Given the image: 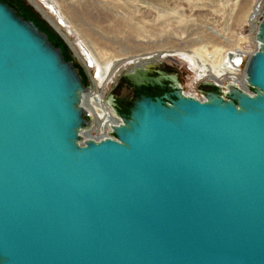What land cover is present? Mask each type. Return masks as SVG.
I'll list each match as a JSON object with an SVG mask.
<instances>
[{"label": "water", "instance_id": "1", "mask_svg": "<svg viewBox=\"0 0 264 264\" xmlns=\"http://www.w3.org/2000/svg\"><path fill=\"white\" fill-rule=\"evenodd\" d=\"M254 37L252 93L128 70L173 84L127 112L110 93L114 138L81 141L88 86L0 0V264H264V15Z\"/></svg>", "mask_w": 264, "mask_h": 264}, {"label": "rangeland", "instance_id": "2", "mask_svg": "<svg viewBox=\"0 0 264 264\" xmlns=\"http://www.w3.org/2000/svg\"><path fill=\"white\" fill-rule=\"evenodd\" d=\"M18 1L53 45L60 47L64 58L72 61L86 86L97 85L85 66L87 59L106 62L108 76L116 71L112 95L127 105L137 95L122 75L132 67L131 60L152 55L151 61L176 74L188 90L191 79L184 72L192 71L191 76L196 69L209 72L229 51L247 56L254 50L249 16L255 5H264V0H51L54 5L47 13L53 20L64 19L60 30L73 49L28 0ZM168 55L175 56L180 65L167 59ZM217 59L220 63L212 65ZM96 63H92L93 71Z\"/></svg>", "mask_w": 264, "mask_h": 264}, {"label": "built area", "instance_id": "3", "mask_svg": "<svg viewBox=\"0 0 264 264\" xmlns=\"http://www.w3.org/2000/svg\"><path fill=\"white\" fill-rule=\"evenodd\" d=\"M263 15L264 5L260 6L257 4L250 12L249 20L254 35ZM256 48L257 42L254 50H256ZM239 52V50L229 51L225 54L221 64L215 69H211L209 72L196 69L194 76H191L193 73L192 71L184 72L183 74H186L185 76L191 79V87L187 90L178 82L180 89L184 94L198 99H204V92L210 88H218L220 93L225 97L228 85H234L240 90L252 93L251 88L245 80V63L252 52L247 56L240 52L242 54L238 60L231 58ZM174 64L178 66L180 65V63ZM86 65V68L89 70L91 69V79L93 82H96L97 85H89L84 93V95H86L84 100V104H86V106H84V115L88 124H86L80 131L81 141L86 139L97 141L105 137L114 138L112 127L121 123V117L115 113L114 107L108 103L107 99L114 87L113 84L116 71L111 76H107V74L100 76L102 72L101 69L96 72L92 70V67L88 63ZM187 67H189V65H187ZM189 69H192V67H189Z\"/></svg>", "mask_w": 264, "mask_h": 264}, {"label": "bare ground", "instance_id": "4", "mask_svg": "<svg viewBox=\"0 0 264 264\" xmlns=\"http://www.w3.org/2000/svg\"><path fill=\"white\" fill-rule=\"evenodd\" d=\"M28 2L29 3H31L33 6H34V8L36 9V10H38V12L39 13H41L42 15H43V17L45 18V19H47V21L49 22V24H51L57 31H58V33L60 32L61 34H62V37L66 40V38H65V36H64V32H61V24H62V22H64L63 20L64 19H62L61 17H60V19H61V21L60 20H53L52 18H51V16L47 13V10H51L52 9V7H53V5L54 4H52L53 2L51 1V0H28ZM43 5V6H42ZM54 12V11H53ZM60 14V13H59ZM58 18V17H57ZM66 42L74 49V46H73V44L71 43V41H69L68 39L66 40ZM84 49H85V47H84ZM87 49V48H86ZM73 51V50H72ZM87 51V50H86ZM241 54L242 53H236L234 56H232L231 58L232 59H235V60H238L239 58H240V56H241ZM152 56V55H151ZM150 55H146V56H144L143 57V59H145V60H141V61H135L134 62V60L132 61H130L131 63H132V67L129 69V71H133V70H135V69H143V70H146V69H148V68H146V66H149V65H145L146 63L147 64H150V65H152V64H156L154 61H151L149 58L151 57ZM165 57H167V59H169V60H171V61H176L177 63L179 62V60L178 59H176V57L175 56H173V55H168V56H165ZM207 57V56H206ZM89 58V57H88ZM95 61H97V69L95 70L96 72H98L100 69H101V74H100V76H102L103 74H105V68H104V66H105V63L106 62H104V61H102V60H98V58H96V57H94L93 58ZM215 59V58H214ZM222 60H223V57L221 58ZM93 60V61H94ZM153 60V59H152ZM221 60V61H222ZM87 63H89V65L90 66H92V63H93V61L92 60H90V59H87ZM202 61H203V59H202ZM206 61V60H205ZM86 62H85V66H87L86 64H87ZM217 63H220L219 62V60L217 59L216 61H212V65H216ZM220 65V64H219ZM217 66V65H216ZM146 68V69H145ZM110 74V73H109ZM108 74V75H109ZM107 75V76H108ZM82 78V77H81ZM82 80V79H81ZM83 83V82H82ZM85 97H86V95H84L83 94V96H82V100H81V105H82V107L84 108V106H86V104H84V100H85Z\"/></svg>", "mask_w": 264, "mask_h": 264}, {"label": "flooded vegetation", "instance_id": "5", "mask_svg": "<svg viewBox=\"0 0 264 264\" xmlns=\"http://www.w3.org/2000/svg\"><path fill=\"white\" fill-rule=\"evenodd\" d=\"M3 2H5V0H1ZM10 2H15L19 7H20V10H21V13L26 17V18H30L31 19V16L30 14H27L25 12V7L18 1V0H8ZM177 59V58H176ZM149 74L151 76H158V75H161L162 72L167 75L168 77H172V75H175L176 77V80L178 81L177 79V75L176 74H169L167 73L165 70H161L160 67L157 65V64H152V65H149ZM166 78V79H163L162 82L163 84L165 85L164 88H161L159 85L157 84H150V83H147V82H144L142 84H140L139 86H134L132 84H130L134 91L136 92V94L138 95L139 93H144L145 95H150V96H159L161 95L164 91H169L170 90V86L171 84H173V81L170 80L169 78ZM120 80H118L119 82ZM113 89L114 87L112 88V91L111 93L114 94L113 92ZM136 95V96H137ZM117 102L120 104L121 106V111L122 112H127L126 110V106L127 104L123 103L120 99L117 98Z\"/></svg>", "mask_w": 264, "mask_h": 264}, {"label": "trees", "instance_id": "6", "mask_svg": "<svg viewBox=\"0 0 264 264\" xmlns=\"http://www.w3.org/2000/svg\"><path fill=\"white\" fill-rule=\"evenodd\" d=\"M26 12V11H25ZM27 13V12H26ZM28 14V13H27ZM82 77V76H81ZM82 82H83V78H82ZM84 83V82H83ZM85 84V83H84Z\"/></svg>", "mask_w": 264, "mask_h": 264}]
</instances>
